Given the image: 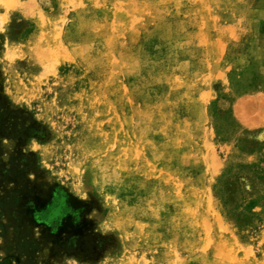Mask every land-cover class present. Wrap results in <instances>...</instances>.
Segmentation results:
<instances>
[{"label": "rangeland", "instance_id": "rangeland-1", "mask_svg": "<svg viewBox=\"0 0 264 264\" xmlns=\"http://www.w3.org/2000/svg\"><path fill=\"white\" fill-rule=\"evenodd\" d=\"M0 264H264V0H0Z\"/></svg>", "mask_w": 264, "mask_h": 264}]
</instances>
